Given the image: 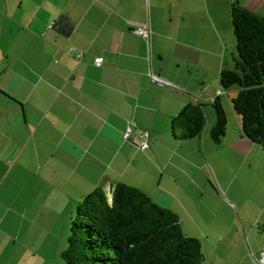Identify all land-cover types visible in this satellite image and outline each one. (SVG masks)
<instances>
[{"label": "crops", "instance_id": "obj_1", "mask_svg": "<svg viewBox=\"0 0 264 264\" xmlns=\"http://www.w3.org/2000/svg\"><path fill=\"white\" fill-rule=\"evenodd\" d=\"M234 1L0 0V264H36L42 240L52 254L60 238L46 260L54 264L78 203L98 187L109 195L117 183L135 186L179 213L190 160L171 121L216 97L208 55ZM243 1L264 13V0ZM146 23L149 38L137 32ZM225 136L252 148L242 131ZM221 242L208 253L202 243L208 264L228 262Z\"/></svg>", "mask_w": 264, "mask_h": 264}, {"label": "trees", "instance_id": "obj_2", "mask_svg": "<svg viewBox=\"0 0 264 264\" xmlns=\"http://www.w3.org/2000/svg\"><path fill=\"white\" fill-rule=\"evenodd\" d=\"M231 18L234 68L221 70L220 83L225 90L238 87L231 100L242 132L264 150V13L234 1ZM221 96L212 101L216 120L211 138L216 144L228 123ZM205 123L203 104L190 102L172 118V134L177 139L200 137ZM61 255L66 264H208L202 242L184 231L174 210L125 183H117L111 195L98 187L80 200Z\"/></svg>", "mask_w": 264, "mask_h": 264}, {"label": "rangeland", "instance_id": "obj_3", "mask_svg": "<svg viewBox=\"0 0 264 264\" xmlns=\"http://www.w3.org/2000/svg\"><path fill=\"white\" fill-rule=\"evenodd\" d=\"M235 1L241 4L245 2ZM189 4L198 6L197 0H191ZM228 8L231 11V5ZM218 24L219 32L212 43V53L208 55L212 68L207 74V86L214 88V92L217 89L224 91L221 101L228 118L226 133L235 135L242 131L240 117L234 111L231 100L237 94L238 87L225 90L220 83L221 70L234 68L236 40L231 15L228 21L224 18ZM202 55L205 57L204 53ZM204 104V111L208 107L212 110V116L216 117L212 101ZM223 138L221 144L213 142L211 123L207 122L206 115L201 138L178 140L185 145L184 152L190 160V164L186 162L185 167L193 183L184 177L187 195L180 204L176 203L175 210L179 212L184 231L207 245V253L214 242L221 240L219 252L225 247L231 251L226 264H256L252 255L258 256L260 250L264 249V150L261 145L251 141L249 145L252 148H246L234 142L228 143L230 136ZM206 141L210 146H207ZM205 155L208 161L206 168H202ZM59 239H52L55 243L54 248L49 250L52 254L42 253L50 245L49 239L42 240L46 245L41 255L37 256L36 264H46L50 256L54 259L53 249ZM61 253H56L57 261L54 264H66ZM207 253L204 254L207 256Z\"/></svg>", "mask_w": 264, "mask_h": 264}, {"label": "built area", "instance_id": "obj_4", "mask_svg": "<svg viewBox=\"0 0 264 264\" xmlns=\"http://www.w3.org/2000/svg\"><path fill=\"white\" fill-rule=\"evenodd\" d=\"M137 32H139L144 37L149 38L150 35H151L150 25L148 23L139 25V27L137 28ZM82 56H83L82 52H78L77 53L78 61H80ZM103 60L104 59H103L102 56H97L94 59V63H95V65L100 66L103 63ZM153 79L155 81H159V82L162 81V79L160 77H158V76H153ZM219 95H223V92L221 90L217 91V95L216 96H219ZM132 129H133V126L129 125L128 128H127L126 137H129ZM140 136H141L142 140L136 141L135 142L136 146L138 148H141V149L148 148V146L150 144L149 143L150 133L148 131L144 130V131H142ZM109 195H111V193ZM254 259H255L256 264H264V249H261L260 252H259V255L257 257H255Z\"/></svg>", "mask_w": 264, "mask_h": 264}]
</instances>
